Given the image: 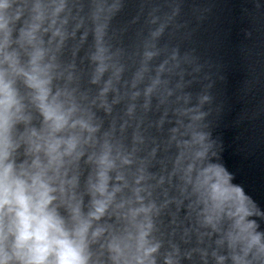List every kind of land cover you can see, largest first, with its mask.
I'll use <instances>...</instances> for the list:
<instances>
[{
    "label": "clouds",
    "instance_id": "9594fccd",
    "mask_svg": "<svg viewBox=\"0 0 264 264\" xmlns=\"http://www.w3.org/2000/svg\"><path fill=\"white\" fill-rule=\"evenodd\" d=\"M0 264H264V0H0Z\"/></svg>",
    "mask_w": 264,
    "mask_h": 264
},
{
    "label": "water",
    "instance_id": "95a60500",
    "mask_svg": "<svg viewBox=\"0 0 264 264\" xmlns=\"http://www.w3.org/2000/svg\"><path fill=\"white\" fill-rule=\"evenodd\" d=\"M233 38H235V30L233 31ZM222 54H224L227 58V48L222 49ZM238 79V74L237 73H233V72H229L227 75V81L224 83H218V88H220V90L222 91L223 95L226 97H230L231 93L234 90L235 87V83L236 80ZM224 135H225V139L226 141L230 139L231 137V132L228 129H224ZM226 158L233 163L235 166L244 169L248 167V164L246 161H244L243 159L239 158V157H234L231 154V150L228 149L226 150ZM247 175L250 179L252 180H257L259 179V174L254 170H249L247 172Z\"/></svg>",
    "mask_w": 264,
    "mask_h": 264
}]
</instances>
